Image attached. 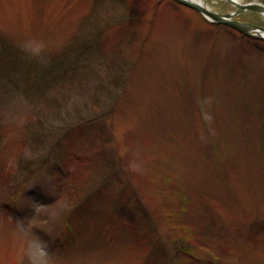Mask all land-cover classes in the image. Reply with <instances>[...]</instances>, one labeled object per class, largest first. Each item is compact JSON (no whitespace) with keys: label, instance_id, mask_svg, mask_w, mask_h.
<instances>
[{"label":"rangeland","instance_id":"rangeland-1","mask_svg":"<svg viewBox=\"0 0 264 264\" xmlns=\"http://www.w3.org/2000/svg\"><path fill=\"white\" fill-rule=\"evenodd\" d=\"M0 75V264H264L263 40L172 0H0Z\"/></svg>","mask_w":264,"mask_h":264},{"label":"water","instance_id":"water-1","mask_svg":"<svg viewBox=\"0 0 264 264\" xmlns=\"http://www.w3.org/2000/svg\"><path fill=\"white\" fill-rule=\"evenodd\" d=\"M173 1L189 9L197 11L203 16L205 20H207L210 23L225 25L240 32L257 36L264 40V35H263L264 27L258 26L256 24L241 22L235 19L236 16L247 11L259 13L262 15L264 13L263 3H258L254 1L242 3V2H237L236 0H226L228 3H233L235 5V9L227 14H219L210 8H206L190 0H173Z\"/></svg>","mask_w":264,"mask_h":264},{"label":"trees","instance_id":"trees-1","mask_svg":"<svg viewBox=\"0 0 264 264\" xmlns=\"http://www.w3.org/2000/svg\"><path fill=\"white\" fill-rule=\"evenodd\" d=\"M257 25H259V26H264V23H259V24H257ZM219 27H221V26H219ZM241 34H243V35H247L248 37H253V36H250L249 34H244V33H241ZM253 39H256V40H260V41H262L260 38H257V37H253ZM264 41V40H263ZM45 66V64H42V66H41V68L43 67V68H45L44 67ZM5 69V68H4ZM46 69V68H45ZM48 69V68H47ZM7 70V69H6ZM8 71H9V69H8ZM41 72H47V70H43V71H41ZM1 76V75H0ZM43 76V75H42ZM0 80H2L1 78H0ZM43 166V165H42ZM29 169H30V171L32 170L31 169V167H29ZM43 168H41L40 170H36L35 172H37V173H42V170ZM34 171H32V172H30V173H33ZM125 184L127 183V182H124ZM122 184V185H125V184ZM178 245H175V247H177Z\"/></svg>","mask_w":264,"mask_h":264},{"label":"bare ground","instance_id":"bare-ground-1","mask_svg":"<svg viewBox=\"0 0 264 264\" xmlns=\"http://www.w3.org/2000/svg\"><path fill=\"white\" fill-rule=\"evenodd\" d=\"M190 1H193V2H196V3H198V4H200V5H202V6H204V7H206V8H210L211 9V7L207 4V0H190ZM225 1V0H224ZM237 2H240V0H236ZM232 7H234L235 8V5L233 4V3H229ZM261 17L263 18V20H264V13L261 15ZM264 35V34H263Z\"/></svg>","mask_w":264,"mask_h":264}]
</instances>
